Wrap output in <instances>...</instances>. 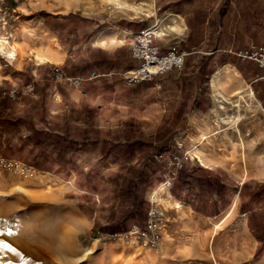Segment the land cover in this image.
<instances>
[{
	"label": "crops",
	"instance_id": "1",
	"mask_svg": "<svg viewBox=\"0 0 264 264\" xmlns=\"http://www.w3.org/2000/svg\"><path fill=\"white\" fill-rule=\"evenodd\" d=\"M121 5L97 19L99 25L111 26V32L105 34L108 40H99L104 28L98 29L91 18L78 13V33H72L70 42L65 39L67 53L60 54L58 62H34L27 73L28 84L18 87L14 83L1 96L18 92V107L26 106L31 111L36 128L76 146L78 112L82 109L96 108L91 118H97L104 108L115 111L119 103L129 104L131 97L130 104L137 102L132 107L153 102L146 108L156 110L161 120H176L172 125L175 128L166 127L168 123L164 122L158 132L183 135V141H177L179 148L191 144L188 152L174 151L172 163L176 157L181 163L174 164L166 175L162 183L166 190L161 196L194 218L213 220L225 214L237 215L238 227L247 232L252 254L261 251L254 264H264V176H244L253 164V150L264 148V70L237 55L252 46L264 47V0H123ZM53 19L45 25L63 37L58 26L67 23L66 18L57 16L61 20L57 22ZM151 25L158 27L155 45L164 51L177 48L189 55L182 70L128 86L124 73L139 65L132 58L130 41L135 33ZM76 46L78 51L72 54ZM73 55L78 74L76 69H62L65 59ZM27 68L25 63L13 66L3 78L25 73ZM227 70L230 72L225 76ZM58 72L67 79H78L80 84L58 80ZM231 85L238 87L234 94L251 89L258 101L257 107L242 109L240 120H236L237 112L215 109L216 93L227 97ZM212 147L246 150L248 163L242 162L241 152L239 157L225 152L226 159L221 160L218 152L210 153ZM237 164L240 167H235Z\"/></svg>",
	"mask_w": 264,
	"mask_h": 264
},
{
	"label": "rangeland",
	"instance_id": "2",
	"mask_svg": "<svg viewBox=\"0 0 264 264\" xmlns=\"http://www.w3.org/2000/svg\"><path fill=\"white\" fill-rule=\"evenodd\" d=\"M122 2L0 0V47L8 49L10 44L12 48L9 50L18 52L17 60L11 62L0 51V99L9 96L17 101L18 92L14 98L11 94L15 91L1 96L3 90H8L14 83L18 87L28 84L29 67L37 62L30 55L34 45L32 38L43 37L47 43H59L61 48L54 44L57 50L45 46L55 57L67 53L65 39L70 42L72 35L78 33L79 13L91 18L90 22H94L98 29L104 28L103 34L95 32L102 34L100 41L108 40L105 34L111 32V26L108 23L99 25L101 22L97 19L107 16L111 9L122 6ZM50 16L54 18L52 22L61 21L57 16L66 18L67 23L57 25L62 29L63 37L53 34L47 27ZM77 51L70 52L74 54ZM75 56L65 59L63 70L67 67L69 71H75L78 66L77 61L73 60ZM23 63L28 67L25 73H13L3 78L10 74L13 66ZM76 72L78 74V68ZM229 72L227 70L225 76ZM230 87L228 97L236 100L238 93L234 94V89L238 87ZM241 94L247 99L246 93ZM130 100L129 104L119 103L115 111L104 108L97 118H91L96 108L79 111L78 146H70L65 164L54 165L52 171L34 168L31 174H21L0 168V264L255 263L261 251L252 254L247 232L238 227L237 215L225 214L213 220L194 218L179 205L162 197L161 192L158 202H161L159 204L166 221L157 248L134 234L97 232L116 221L111 216L112 212L118 211L119 204L114 200L116 187H111L108 182L110 177L121 174L122 178L133 179V167L146 168L148 180L140 188L146 186V199L151 202L174 165L171 159L174 151H190V143L183 144L181 148L177 144V141H183V135L158 132L164 122L168 123L166 127L175 128L172 126L176 123L174 118L164 117L161 120L156 110L146 108L153 104L151 101L132 107L131 104L137 102L131 101L130 104ZM257 105L256 102L249 106L254 108ZM227 139L230 137L227 136ZM0 149L4 150L3 144ZM210 150V153L218 152L221 160L226 159L223 156L225 152L230 157L242 154L241 150L234 149L212 147ZM253 153V164L248 166V173H244V176L257 174L263 177L264 148L253 150ZM9 155L11 158L8 159L23 163L18 157L19 153ZM150 160L156 163L150 162L151 167L147 168L146 163ZM228 167L234 171L240 170L231 165ZM261 194L264 196V192ZM194 244L201 245V250L196 251Z\"/></svg>",
	"mask_w": 264,
	"mask_h": 264
},
{
	"label": "trees",
	"instance_id": "3",
	"mask_svg": "<svg viewBox=\"0 0 264 264\" xmlns=\"http://www.w3.org/2000/svg\"><path fill=\"white\" fill-rule=\"evenodd\" d=\"M35 124L36 120L27 107L20 109L17 101L9 96L0 99V146L3 144L4 147V150L0 149L2 156L11 158L9 153L17 152L26 165L50 172L54 165L65 164L69 147L75 144L62 142L44 128H36ZM150 162L156 163L150 160L146 163L147 168L151 167ZM133 173V179L122 178L121 174L108 179L111 187H116V191H113L114 200L119 207L118 211L112 212L111 217L116 219L114 224L102 227L97 232L112 235L126 233L134 225H138L142 231L147 230L150 202L146 199V186L140 188V185L147 182L148 175L146 168L133 167ZM130 221L132 223L128 224Z\"/></svg>",
	"mask_w": 264,
	"mask_h": 264
},
{
	"label": "built area",
	"instance_id": "4",
	"mask_svg": "<svg viewBox=\"0 0 264 264\" xmlns=\"http://www.w3.org/2000/svg\"><path fill=\"white\" fill-rule=\"evenodd\" d=\"M156 25H151L148 28L134 34L130 41L132 58L139 62V65L124 73V79L128 86L154 81L157 78L171 72L173 70H182L188 52L171 48L162 50L155 45L154 39L157 36ZM237 55L243 60H251L259 64L264 70V47L252 46L246 50H240ZM58 80H66L62 72L56 74ZM264 78V73H263ZM70 84L78 86V79L68 78ZM16 98V92L11 94ZM181 160L176 157L175 165H180ZM0 168L14 171L21 174H31L34 168L21 163L17 160L8 159L0 154ZM166 221V216L162 211L159 202L152 200L147 213V230L142 231L138 225H134L129 232L125 234H134L138 238L146 240L150 246L157 248L162 240V226Z\"/></svg>",
	"mask_w": 264,
	"mask_h": 264
},
{
	"label": "bare ground",
	"instance_id": "5",
	"mask_svg": "<svg viewBox=\"0 0 264 264\" xmlns=\"http://www.w3.org/2000/svg\"><path fill=\"white\" fill-rule=\"evenodd\" d=\"M33 39V42H34V45H33V49L30 53V55L32 57L35 58V60L37 61H55V59H59L58 57H55L54 54H50V51L48 52L47 48H45V46H48L49 48H51L52 50L53 49H56V47H60L59 43H54L53 42H49L47 43L45 41V39L43 37H35V38H32ZM31 39V40H32ZM52 40V39H51ZM31 42V41H30ZM32 42V44H33ZM44 44L43 46L41 44ZM47 44V45H46ZM56 44V45H54ZM2 46V45H0ZM7 46V45H6ZM9 48H12V46L10 44H8ZM8 49H4L2 47H0V51L5 54L8 59L11 61V62H14L17 60V57H18V52L17 50L15 49H11L9 50ZM61 48V47H60ZM57 50V49H56ZM54 55V56H53ZM58 62V61H57ZM235 76H238V73H234ZM220 77V76H219ZM217 84V83H216ZM218 86V85H216ZM215 87V86H214ZM219 88V87H218ZM221 91V90H220ZM225 94V93H224ZM246 97L247 99L245 98V96H243L241 93H238V96H237V99L236 100H233L231 99L230 97H226L225 95H223L221 92H217L216 95H215V99H216V105H215V109L216 110H227L228 112L231 111V112H237L238 116L236 118V120H240L242 118L241 116V111L242 109H249L251 108V104H254V103H258V101L254 98V95H253V92L251 91V89L247 90L246 92ZM230 112V113H231ZM225 113V112H224ZM238 125V124H237ZM236 125V126H237ZM244 136V135H243ZM231 138V137H230ZM233 140V139H232ZM240 141V140H239ZM242 151V158L245 159V163H246V150H243L241 149ZM250 152V151H249ZM201 159V158H200ZM247 164V163H246ZM245 164V165H246ZM165 185H162L158 192H155L154 195H153V199L155 201H159L161 199V196H160V192H165ZM163 196V195H162ZM194 249L196 251H200L201 250V245L199 244H194ZM212 248L210 247V250ZM213 250V249H212Z\"/></svg>",
	"mask_w": 264,
	"mask_h": 264
}]
</instances>
